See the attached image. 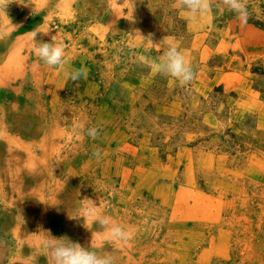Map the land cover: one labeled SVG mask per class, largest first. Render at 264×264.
I'll return each mask as SVG.
<instances>
[{"label":"rangeland","instance_id":"rangeland-1","mask_svg":"<svg viewBox=\"0 0 264 264\" xmlns=\"http://www.w3.org/2000/svg\"><path fill=\"white\" fill-rule=\"evenodd\" d=\"M35 2L0 0L17 15H0V67L14 61L0 85L5 130L37 163L29 169L21 148L10 178L0 147V264H47L28 244L47 232L114 264H264V0H245L246 24L224 0H206L195 19L178 0ZM33 30L63 43V70L32 53ZM169 44L192 63L188 84L157 69ZM78 121L96 138H78ZM85 198L133 233L129 244L86 229Z\"/></svg>","mask_w":264,"mask_h":264},{"label":"clouds","instance_id":"clouds-1","mask_svg":"<svg viewBox=\"0 0 264 264\" xmlns=\"http://www.w3.org/2000/svg\"><path fill=\"white\" fill-rule=\"evenodd\" d=\"M224 3L231 12L236 14L241 23H247L249 11L245 0H224ZM177 7L183 11L186 18L195 19L198 15L205 12L209 5L206 0H178ZM3 9L4 7H0V12L5 14ZM38 33L40 32L35 30L30 32L32 53L44 65L55 68L58 71L63 70L64 66L69 62L63 43L54 39H51V42H39L36 39ZM137 33L139 34L138 31ZM150 43L152 42L150 41ZM157 69L162 74L175 78L181 84H188L195 76L191 61L182 54L176 44L166 46L159 59ZM82 74L81 71H65L64 73L66 79L73 81L80 78ZM73 132L78 138L86 136L87 138L95 139L98 129L94 126H89L86 121H78L73 126ZM95 155L98 156L99 153ZM85 199L88 201L87 214L91 216L93 223L98 224L104 230L106 239L110 243L129 244L133 238V233L113 217L104 214V211L97 203L90 199ZM40 248L47 264H114V258L110 254L100 255L91 245L85 248L65 236L56 237L51 235L50 232H47V236L40 241ZM33 264H35V259Z\"/></svg>","mask_w":264,"mask_h":264},{"label":"bare ground","instance_id":"bare-ground-1","mask_svg":"<svg viewBox=\"0 0 264 264\" xmlns=\"http://www.w3.org/2000/svg\"><path fill=\"white\" fill-rule=\"evenodd\" d=\"M22 1V0H21ZM40 1L41 0H36V2L35 3H37L38 4V6H39V4L40 5H43L44 3L45 4H48V6H51L52 5V0H45V1H41V3H40ZM64 1V0H63ZM74 1H76V0H73V2ZM79 1V0H78ZM81 1V3H82V5L84 6L86 3H88V2H86L87 0H80ZM8 2H11V1H8ZM8 2H6L7 3V5H8ZM91 2V1H90ZM13 3H14V1H13ZM99 3H100V1H99ZM11 4V3H10ZM9 4V5H10ZM80 4V3H79ZM3 6H6V4L5 5H3ZM91 6V5H90ZM9 8H6L5 7V9H3V11H4V13L5 14H3L2 12H0V15H3V17H4V19L5 20H7V18H8V20H10V19H12V20H15L16 18H17V15H16V12H14V9H12V10H10ZM10 18V19H9ZM21 19H23V21H25L27 18L25 17V16H23ZM11 20V21H12ZM10 23V22H9ZM13 24V23H12ZM19 22L18 23H16V24H14V25H12V26H15V27H13V30L15 31V29H17L18 27H19ZM7 26V25H6ZM5 26V27H6ZM11 26V25H10ZM9 28V27H8ZM18 33H19V30L17 29L16 30V33H15V35H18ZM46 33V32H45ZM5 36V35H4ZM6 37V36H5ZM14 37V36H13ZM9 41V39H7V37H6V40H0V53H2V55L0 56V60L3 58V50L5 49V47L7 48V45H6V43ZM14 48V47H13ZM17 49V48H16ZM13 53H14V51H12ZM10 53V52H9ZM9 59H6V61H8V62H4L3 64H2V67H0V85H4V84H6L8 81H6L7 80V77L8 76H10L11 75V73H3L2 72V70L3 69H6L7 68V71L9 70V68H11V66H12V64H13V55H8L7 56ZM6 57V58H7ZM15 58V57H14ZM21 60V59H20ZM19 64V63H18ZM15 65V64H14ZM13 67V66H12ZM14 70V69H13ZM8 80H10V78L8 77ZM2 89H0V92L2 93V91H1ZM10 91V90H9ZM8 91H4V95H5V97H6V99L8 100L10 97L8 96ZM6 102V101H5ZM4 101H2L1 99H0V113H1V116H0V126H1V132H0V137H4L5 138V140H4V145H2L1 143H0V147H1V149H4V148H6V150H7V153H8V155H9V157H8V159H7V164H8V166H7V168H10L12 165L14 166V165H17V164H19V160L20 161H22L21 160V154H20V149L21 148H23V153L25 152V154H23L22 156L23 157H25V159H26V164H27V167L29 168V169H31V168H33V167H35L36 166V161H35V158H34V156H33V152H32V150L29 148V147H26L25 145H24V143H22L21 141H19V142H17L18 141V138H15L14 136L12 137V136H10L7 132H6V130H5V125H4V123H5V120H4V117H5V114H7L8 113V110H7V106L8 105H6V103H5ZM5 107V108H4ZM2 111V112H1ZM13 111V110H12ZM12 113V112H11ZM39 127V126H38ZM37 127V128H38ZM36 128V127H35ZM42 128V127H41ZM41 131V130H40ZM44 131V130H43ZM45 132V131H44ZM36 147V146H35ZM41 148V150H46V146H44L43 147V145L41 146V145H38V148ZM33 151H34V149H33ZM1 160V159H0ZM0 166L3 168V165H2V163L0 162ZM19 167L21 166V165H18ZM17 166V167H18ZM0 167V170L2 169ZM20 170L21 169H18L17 170V172H16V174L18 173V175H19V172H20ZM3 171L5 172V168H3V170L2 171H0V174H3ZM8 174H9V176H10V178H13V176H14V170H13V168L11 167V170L10 169H8ZM76 173V172H75ZM4 175V174H3ZM6 180V178H1L0 179V186L3 188L4 187V184H5V181ZM10 182V181H9ZM14 184V183H13ZM12 185V184H11ZM52 185H53V183H52ZM56 185H58V183H56ZM48 189V188H47ZM0 190H3V189H0ZM52 194V193H51ZM94 201V200H93ZM6 204V203H5ZM0 205H4V204H2V203H0ZM195 207V206H194ZM85 212V211H84ZM87 210H86V212L84 213V216H82V218L85 220V226H86V229H88V227H90V228H92V227H94L95 226V223H93L92 222V218H91V216L90 217H88L87 218ZM231 224V223H230ZM90 228L88 229V230H90ZM19 231H21V232H24V231H22V229H16L14 232H17V233H15L14 235H11L10 236V240H12L13 241V244H15L16 246H18V244L19 243H21L20 241H19V243H18V238L21 236L20 235V232ZM21 234H23V233H21ZM43 238H39L38 237V239L37 238H35V239H33V240H31L30 239V242H28V244H29V249H31V250H35L36 251V249H38V247L40 246V241L42 240ZM82 241H83V239H82ZM85 243V242H84ZM27 249V248H26ZM28 249V250H29ZM105 252V251H104ZM7 261L9 262V261H11V262H14V260L12 259H7ZM251 261V260H250Z\"/></svg>","mask_w":264,"mask_h":264}]
</instances>
